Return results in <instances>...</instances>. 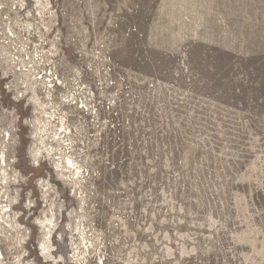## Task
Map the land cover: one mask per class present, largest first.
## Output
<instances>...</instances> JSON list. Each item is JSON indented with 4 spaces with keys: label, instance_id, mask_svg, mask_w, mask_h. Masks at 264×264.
<instances>
[{
    "label": "rangeland",
    "instance_id": "obj_1",
    "mask_svg": "<svg viewBox=\"0 0 264 264\" xmlns=\"http://www.w3.org/2000/svg\"><path fill=\"white\" fill-rule=\"evenodd\" d=\"M0 264H264V0H0Z\"/></svg>",
    "mask_w": 264,
    "mask_h": 264
},
{
    "label": "bare ground",
    "instance_id": "obj_2",
    "mask_svg": "<svg viewBox=\"0 0 264 264\" xmlns=\"http://www.w3.org/2000/svg\"><path fill=\"white\" fill-rule=\"evenodd\" d=\"M51 82V81H50ZM50 82H47V87H49V86H52L51 84H50ZM68 158H66V161L68 162V163H71L72 164V159L71 158H69V156H67ZM1 210H2V208H1ZM9 211V209L7 208V209H4L2 212H3V214L4 215H6V213ZM45 216V215H44ZM35 224H38L39 226H42L44 229H46L47 228V215H46V217H44V218H42V220L41 219H39L38 221H36V223ZM38 250H40V252H41V254H43L44 255V257H46L47 256V233L42 237V239L39 241V244H38Z\"/></svg>",
    "mask_w": 264,
    "mask_h": 264
},
{
    "label": "built area",
    "instance_id": "obj_3",
    "mask_svg": "<svg viewBox=\"0 0 264 264\" xmlns=\"http://www.w3.org/2000/svg\"><path fill=\"white\" fill-rule=\"evenodd\" d=\"M9 34H11V33L9 32ZM33 54H34L33 59H30L28 54H25V53H23V55H24L23 58H20V55H18V56L14 55L13 56L14 63H40V61H39L40 57H41L40 53L38 51H35V53H33ZM55 79H56V81H55V83H53V85L54 84L56 85V82L57 83L59 82V81H57L56 77H55ZM51 80H54V78ZM51 80L49 78L47 79L48 82H50Z\"/></svg>",
    "mask_w": 264,
    "mask_h": 264
}]
</instances>
